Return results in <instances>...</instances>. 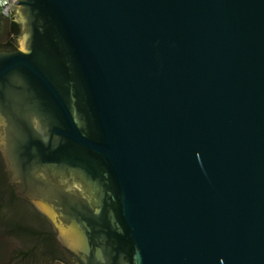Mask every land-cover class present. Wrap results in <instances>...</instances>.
Returning <instances> with one entry per match:
<instances>
[{
  "label": "water",
  "instance_id": "water-1",
  "mask_svg": "<svg viewBox=\"0 0 264 264\" xmlns=\"http://www.w3.org/2000/svg\"><path fill=\"white\" fill-rule=\"evenodd\" d=\"M11 11L0 152L66 259L264 264V0Z\"/></svg>",
  "mask_w": 264,
  "mask_h": 264
},
{
  "label": "flooded vegetation",
  "instance_id": "flooded-vegetation-1",
  "mask_svg": "<svg viewBox=\"0 0 264 264\" xmlns=\"http://www.w3.org/2000/svg\"><path fill=\"white\" fill-rule=\"evenodd\" d=\"M9 18H13L11 21L16 23L17 28V35H9L5 34L2 31L0 32V38L5 34L4 40L0 39V52H10L13 50H16L17 44L16 39L18 35H20V24L18 22L16 15L11 11ZM10 20V19H9ZM10 22V21H9ZM6 32H8V23L4 25ZM3 30V31H5ZM9 41V45H3ZM18 183L14 181V179L11 176V173L8 171L6 163L3 160V156L0 152V214L3 213L5 209V204H10L11 207L14 209L13 212L17 214L18 212H22L21 214H29L33 217V219H36L37 222H39L40 227H34L32 226H25L22 225L23 229L32 228V230H36L37 232H40L39 234H29L30 238L24 239V241H21L19 238L18 233V224L14 223L13 230L15 231V238L19 240L20 245L23 246H29L32 243L35 245V247L38 249L40 248V253L42 256V263L43 264H72L69 262L65 255L63 250L60 247V242L58 240L57 234L55 230L53 229L50 222L47 220V218L35 207L32 200L25 194L20 193V191L17 188ZM61 187H64L65 185H59ZM48 188V185L45 186ZM45 201V199H44ZM46 202V201H45ZM30 229V231H32ZM36 238V239H35ZM30 240V241H29Z\"/></svg>",
  "mask_w": 264,
  "mask_h": 264
},
{
  "label": "rangeland",
  "instance_id": "rangeland-1",
  "mask_svg": "<svg viewBox=\"0 0 264 264\" xmlns=\"http://www.w3.org/2000/svg\"><path fill=\"white\" fill-rule=\"evenodd\" d=\"M9 21V20H8ZM8 21H5L7 23ZM1 26L0 32L7 33L5 30V26ZM5 30V31H3ZM5 34L0 38L1 40H4ZM20 35H18L16 41L17 43H21ZM13 208L10 204H5V209L2 214H0V264H43L42 260H34V261H28V260H20L19 258H13L15 255V252L17 250H23L26 248V246L20 245L19 240L15 238V236L11 235L10 233L6 232L8 229H13L14 223L18 224V226H34V227H40L39 222H37L36 219H33V217L29 214H21L22 212H18L15 214L13 212Z\"/></svg>",
  "mask_w": 264,
  "mask_h": 264
},
{
  "label": "trees",
  "instance_id": "trees-1",
  "mask_svg": "<svg viewBox=\"0 0 264 264\" xmlns=\"http://www.w3.org/2000/svg\"><path fill=\"white\" fill-rule=\"evenodd\" d=\"M12 19L13 18H2L0 16V27L4 24L5 21H8L9 20L10 22L9 21L7 22L8 25H9L8 26L9 29H8L7 34H9V35H14V34L17 35V31H16L17 25H16V23H14V22L11 21ZM7 23H5V24H7ZM3 45H7L8 46L9 45V41H7L6 43H4ZM18 228H19L18 229V233L19 234H17V236L19 235V238L21 239V241H24V239L30 238L29 237V234L30 233H32V234H39L40 233V232H37L36 230H32V228H28L29 229L28 232L26 231L27 228H25L26 230L23 229L20 226ZM30 229L32 231H30ZM6 232H8V234L10 233L11 235L16 236L15 235V231L13 229H8ZM13 258H16V259L19 258L21 261L22 260L34 261L36 259L37 260L38 259L39 260H42V256H41V253H40V248L37 249L33 243H32V245L30 244L29 246H26V248L23 249V250H17L15 252V255H14Z\"/></svg>",
  "mask_w": 264,
  "mask_h": 264
},
{
  "label": "built area",
  "instance_id": "built-area-1",
  "mask_svg": "<svg viewBox=\"0 0 264 264\" xmlns=\"http://www.w3.org/2000/svg\"><path fill=\"white\" fill-rule=\"evenodd\" d=\"M16 0H0V16L2 18H9L10 6L14 4Z\"/></svg>",
  "mask_w": 264,
  "mask_h": 264
}]
</instances>
